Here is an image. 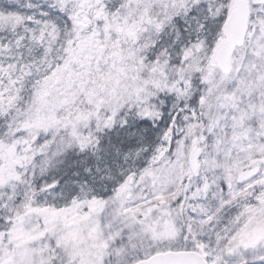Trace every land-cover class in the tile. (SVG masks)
Segmentation results:
<instances>
[{"label":"snow or ice","instance_id":"obj_1","mask_svg":"<svg viewBox=\"0 0 264 264\" xmlns=\"http://www.w3.org/2000/svg\"><path fill=\"white\" fill-rule=\"evenodd\" d=\"M0 264H264V0H0Z\"/></svg>","mask_w":264,"mask_h":264}]
</instances>
